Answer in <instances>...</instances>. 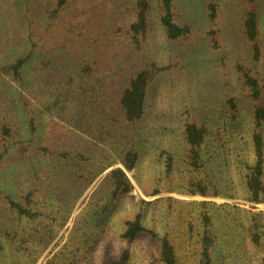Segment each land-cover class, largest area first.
Masks as SVG:
<instances>
[{
    "label": "trees",
    "instance_id": "obj_1",
    "mask_svg": "<svg viewBox=\"0 0 264 264\" xmlns=\"http://www.w3.org/2000/svg\"><path fill=\"white\" fill-rule=\"evenodd\" d=\"M73 1L0 0V261L38 264L48 251L44 264H74L64 250L75 232L66 247L53 252L56 225L66 226L76 204L101 177L92 202L102 192L110 203L129 195L135 188L128 173L137 168L141 150L155 143L169 176L182 151L180 159L195 174L186 187L190 197L251 204L246 210L225 203L217 211L233 218L222 222L230 229L227 235L239 231L244 218L241 226L250 245L264 247V211L255 207L264 205V76L256 69L263 60L257 10L263 0H246L243 37L255 68L236 64L235 92L225 102L228 121L222 133L218 121L152 116L151 91L161 84L170 87L173 77H187L188 64L195 62L189 54L194 27L178 18L177 0H102L114 14L110 20L101 19L99 7L94 16L86 9L82 21H68L69 29L53 42L55 27ZM208 10L207 35L217 51L223 46L219 6L210 4ZM237 90L251 100L249 119H242ZM47 121L65 125L72 139L46 145ZM213 148L221 149L220 184L214 182L219 171L218 163H211L217 159ZM39 183L44 184L42 197ZM40 199L47 204L45 211L58 210L59 219L45 223ZM211 203L201 205L209 208ZM201 220L199 264H216L214 218L206 210ZM189 230L193 232L191 226ZM144 234L160 245V264H179L169 235L149 228L144 212L127 220L119 236L132 242ZM131 259L129 248L115 259L106 258L109 264H131Z\"/></svg>",
    "mask_w": 264,
    "mask_h": 264
},
{
    "label": "rangeland",
    "instance_id": "obj_2",
    "mask_svg": "<svg viewBox=\"0 0 264 264\" xmlns=\"http://www.w3.org/2000/svg\"><path fill=\"white\" fill-rule=\"evenodd\" d=\"M210 4L219 6L218 23L223 32V46L217 51L210 46L211 40L207 35L210 28L208 24ZM176 5L178 18L180 16L186 19V23L189 22L194 27L195 35L189 45V54L190 60L195 62L188 64L187 77H173L174 82L171 81L170 87L167 88L161 84L151 91L149 105L152 107V116L155 119L173 117L176 120L180 118L185 120L193 116L197 120L218 121L221 123L219 128L222 133V125L228 121L224 113V107L227 108L225 102L233 97L235 92L233 86L236 64L239 62L255 68L251 59L250 46L243 37L242 25L243 16L247 10L246 0H177ZM98 7L102 10L100 15L102 20H110L114 16L109 7L103 6L102 0H74L65 20L56 25L53 42L69 29L70 23L77 25L82 21L84 10L87 9L89 15L94 16L95 9ZM257 10L260 18L263 60L256 69L264 76V0ZM235 95L238 96L242 119H249L251 100L238 90ZM46 124L44 130L46 145L60 146L72 139L65 125L53 121H47ZM168 139L172 140V136ZM159 153L161 148L158 143L149 150L146 147L141 150L137 168L128 173L135 188L129 195L121 196L117 201L110 203L106 193L102 192L96 198V202L95 200L92 202L91 193L98 188L101 177L90 188L87 193L89 195L86 194L76 204L65 227L59 229L53 221L56 225L55 229L59 230L56 241L58 244L53 252L66 247L70 234L75 232L69 250H64V253L71 256L72 260H76L74 264H109V260H106L107 256L115 259L124 248L131 250V264H160V245L148 234L141 235L132 242L122 240L119 236L127 220L134 219L139 212H144L145 223L149 228L155 229L161 236L169 235L176 248L179 264H199L201 215L209 210L214 218V231L219 243L214 253L216 264H261L260 258L264 257V247L250 245L249 240L246 239L247 231L241 226L245 219L239 220V231L227 235L230 229L224 227L222 222L223 220L231 221L233 218L223 216V210L217 211L218 206L225 203L231 206L237 204L246 210H251L253 206L242 199L190 197L186 187L195 174H192V171L180 159L182 151L177 153L178 157H175L176 164L170 176L165 172V164ZM211 153L217 157L211 163H218L219 171L216 173L214 182L220 184L223 178L220 172L221 149L213 148ZM203 178L209 181L208 176L203 175ZM232 183L238 193V182L233 180ZM38 185L37 194L42 197L41 186L44 187V184ZM227 192L232 193L228 190ZM204 201L212 202L213 205L211 203L212 206L204 208L201 205ZM0 202H2L1 197ZM142 202L151 204L145 205ZM0 205L3 204L0 203ZM46 205L40 199L38 209L46 213L44 220L48 224L59 217L57 209L45 211ZM48 206H50L49 203ZM255 207L258 211H264V205ZM190 226L193 232H190ZM98 234L100 236H97ZM48 254L47 251L38 264H44ZM5 262L6 259H3L0 264Z\"/></svg>",
    "mask_w": 264,
    "mask_h": 264
}]
</instances>
